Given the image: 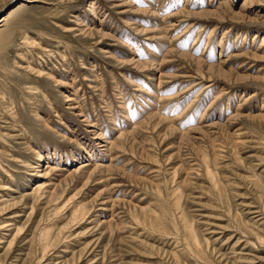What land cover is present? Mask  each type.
<instances>
[{"label":"rangeland","instance_id":"rangeland-1","mask_svg":"<svg viewBox=\"0 0 264 264\" xmlns=\"http://www.w3.org/2000/svg\"><path fill=\"white\" fill-rule=\"evenodd\" d=\"M227 1L0 0V264H264V0Z\"/></svg>","mask_w":264,"mask_h":264},{"label":"bare ground","instance_id":"bare-ground-1","mask_svg":"<svg viewBox=\"0 0 264 264\" xmlns=\"http://www.w3.org/2000/svg\"><path fill=\"white\" fill-rule=\"evenodd\" d=\"M232 0H229V1H227V2H225V3H223V4H221L219 7H218V10L216 11L218 14H221V13H224V12H226V10H227V12H231V14L230 15H232V17L235 19H237L239 16H245L243 13H233V11H231L230 9H231V4H232V2H231ZM225 5V6H224ZM156 13V12H155ZM213 13H215V11H213L212 9H210V10H206V12H202V14L204 15V16H211V15H213ZM191 15V14H190ZM189 16V15H188ZM240 18H242V17H240ZM164 20V19H163ZM5 21V19H3V20H1L0 21V24L2 25L3 24V22ZM168 30V29H167ZM165 31V30H164ZM91 32H93V30H91ZM97 33H103L102 31H97ZM96 33V34H97ZM163 34H165V32L163 33ZM167 34V33H166ZM105 36H107V34H105ZM165 37V36H164ZM170 43V42H169ZM200 62H203V60L202 59H200L199 60ZM137 63V62H136ZM137 65H138V63H137ZM157 66H160V64L159 65H157ZM156 66V67H157ZM33 73V72H32ZM72 102V101H71ZM97 126V125H96ZM94 127V126H93ZM124 137V135L122 134L121 135V137ZM121 137H120V139H121ZM108 140V139H107ZM106 141V140H105ZM104 141V142H105ZM239 142L241 141L240 140V138H239V140H238ZM238 141H236V143H239ZM242 142V144L244 143L243 141H241ZM108 144V143H107ZM112 144V146L114 145V148H115V146L118 148V147H122V148H124L123 146V143H122V140H116V141H113V142H110L109 141V145H111ZM241 144V145H242ZM238 145V144H237ZM101 146H104V145H101ZM111 146V147H112ZM110 147V148H111ZM119 149V148H118ZM107 150L109 151V147H107ZM112 152V151H111ZM39 155V154H38ZM40 156L42 157V155L40 154ZM207 173L209 174V177L211 178V179H214L215 177H216V174L211 170V168L209 167L208 168V171H207ZM216 185V184H215ZM261 185V184H260ZM259 185V186H260ZM217 186V185H216ZM258 187V186H257ZM8 189V188H7ZM6 209V208H5ZM81 210V209H80ZM79 210V211H80ZM85 210V213H86V209H84ZM249 210V209H248ZM1 211H3V210H1ZM58 211V210H57ZM56 211V212H57ZM60 211V210H59ZM251 211H253V210H251ZM76 212V211H75ZM81 212H83V211H81ZM77 214H78V212H77ZM83 214V213H82ZM87 214V213H86ZM76 215V214H75ZM251 216H254V215H251ZM76 218H77V216H75ZM74 217V218H75ZM79 217H80V215H79ZM261 217V216H260ZM83 218V217H82ZM258 218V217H257ZM257 218H256V222H257ZM81 219V218H80ZM83 220V219H82ZM254 220V219H253ZM259 221H261V220H259ZM263 221V220H262ZM254 222H255V220H254ZM255 222V223H256ZM256 224H258V223H256ZM260 224V223H259ZM262 224V223H261ZM260 224V225H261ZM259 225V226H260ZM8 226H10V224H6V225H3V228H5V227H8ZM264 226V225H263ZM2 228V229H3ZM251 230V229H250ZM251 233V232H250ZM252 233H253V231H252ZM48 234H49V231H48V228L47 229H45L44 231H43V237L45 238V237H47L48 236ZM248 234V233H247ZM260 234V233H259ZM256 236H257V233H256ZM260 237V236H259ZM262 237V236H261ZM260 241V240H259ZM240 242V241H239ZM238 242V243H239ZM246 243V242H245ZM249 243V242H248ZM248 243H246V244H248Z\"/></svg>","mask_w":264,"mask_h":264}]
</instances>
